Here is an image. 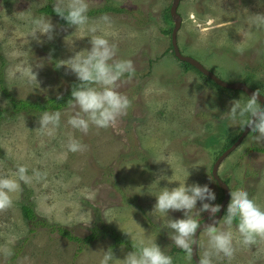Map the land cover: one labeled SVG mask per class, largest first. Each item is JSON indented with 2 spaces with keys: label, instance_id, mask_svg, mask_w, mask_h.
<instances>
[{
  "label": "rangeland",
  "instance_id": "1",
  "mask_svg": "<svg viewBox=\"0 0 264 264\" xmlns=\"http://www.w3.org/2000/svg\"><path fill=\"white\" fill-rule=\"evenodd\" d=\"M58 2L0 0V108L9 112L0 122V174H13L18 164L26 166L29 176L33 169L40 172L27 183L20 181L11 204L0 207V264H99L103 250L111 247L114 256L122 258L131 249L129 235L148 234L172 256L173 264H195L191 253L169 239L162 225L167 217L152 211L158 186L176 182L161 179L150 184L157 176H170L172 169L183 178L188 169L186 182L208 183L216 194L212 203L219 204L223 192L211 169L222 149L243 130L238 121L221 113L233 98L246 94L219 87L175 57L169 32L173 20L167 16L172 0H87L88 23L97 26L95 34L116 45V58L132 61V75L117 81V91L131 103L114 127L90 124L86 133L74 129L67 124L72 113L65 106L59 110V125L50 134L39 132L35 128L40 111L12 114L11 99L42 102L65 95L76 78L64 66L57 68L55 60L89 47L92 35L86 26H62L55 16L39 11ZM22 10L50 17L54 38L42 37L40 43L28 38L27 16L15 15ZM178 12L183 22L177 41L183 55L226 82H244L264 95V21L253 17L264 14V0H182ZM23 65L33 66L38 83L20 77L18 68ZM69 137L85 147L68 151ZM260 149L264 142L247 134L217 172L229 188L246 189L264 207ZM169 154V165L160 161ZM26 203L39 218L73 235L83 238L95 223H102L127 244L100 236L79 245L48 227H34L23 218ZM168 215L175 218L182 212L169 210ZM206 217L202 212L198 219ZM231 230L232 256L217 254L213 264H264V238L245 246L234 227ZM199 241L200 256L207 241L203 232Z\"/></svg>",
  "mask_w": 264,
  "mask_h": 264
},
{
  "label": "clouds",
  "instance_id": "2",
  "mask_svg": "<svg viewBox=\"0 0 264 264\" xmlns=\"http://www.w3.org/2000/svg\"><path fill=\"white\" fill-rule=\"evenodd\" d=\"M52 8L69 26H75V30L86 26L87 31L92 33L88 37L89 47L73 49L72 55L66 59L55 60L57 68L64 66L66 71L70 70L76 78V82L71 86L70 98L66 102L65 110L72 113L67 117V124L85 133L90 124L98 128L114 127L117 118L127 111L131 103L126 94L117 91V81L125 74L129 77L132 75L134 72L132 61L127 58H116V45L110 43L105 35L95 34L97 26L88 23L87 0H67L66 3L60 0L54 3ZM15 15L27 16L28 38L37 43L41 42L42 37L47 40L54 38L55 26L50 17L33 15L24 10ZM253 17L264 21V14H253ZM67 37H65L66 41ZM18 72L27 83H38L37 73L33 71L32 65H23L18 68ZM59 98L58 93L57 99ZM221 115L238 121L242 128L247 127L250 139L258 143L264 142V104L258 100V91L243 98L240 96L233 98L228 110ZM60 118L59 110L46 108L39 112L37 116L39 126L35 129L50 134L59 125ZM66 146L68 151L73 152L85 147L73 137L68 138ZM170 159L169 154L160 161H166L168 164ZM189 175L187 169L181 178L172 169L170 176H157L150 185L161 179L166 180L168 184L176 183L172 187L167 184L163 187L158 186L159 190L154 195L151 194L155 197L152 211L167 217L162 221L163 228L168 229L167 234L172 243L186 254L191 253L194 246L200 245L195 235L198 228H200L199 232L207 236L206 247L203 248L196 264H213L212 257L217 254L230 258L234 252L231 230L233 227L235 233H238L240 243L245 246L254 244L259 238H264V207L250 197L246 189L228 187V202L224 206L223 215L217 218L216 213L220 211L221 205L212 203L216 199L215 192L208 183L201 184L196 181L187 183ZM32 176L39 177L40 172L33 169ZM32 176L27 174L26 166L23 164L16 165L11 175L0 174V207L9 206L11 194L18 190L19 182L27 183ZM135 188L142 189V187ZM197 201L200 202L198 208ZM169 210L181 211L182 215L173 218L168 215ZM202 212L208 213L211 222L200 223L198 217ZM221 223L224 228L219 227ZM129 236L131 249L122 258L115 257L112 248L109 247L103 250L99 264H173L172 256L162 249L156 238L154 239L150 234L139 238Z\"/></svg>",
  "mask_w": 264,
  "mask_h": 264
},
{
  "label": "trees",
  "instance_id": "3",
  "mask_svg": "<svg viewBox=\"0 0 264 264\" xmlns=\"http://www.w3.org/2000/svg\"><path fill=\"white\" fill-rule=\"evenodd\" d=\"M39 11L41 12V14H44V15L55 16L58 19V22H59L60 25L68 26L67 22L62 17H60L57 13H55L53 11V8H52L51 5H49V4L45 5ZM167 16H168V19L172 20L171 15H170V8H169V10L167 12ZM173 28H174V23H173ZM173 28L171 30H169V32L172 33ZM171 49H172V44H171ZM184 65L187 66L188 68L190 67V68L195 69L194 67H192L188 63L184 62ZM201 75H203V74H201ZM74 83L75 82H72L71 85H73ZM70 90H71V88H70ZM70 90L65 95L60 96L59 99H57V97H54V98H51V99H49L47 101H42V102L16 100V99L12 98L11 99V104H12V108L13 109H12L11 112H12V114H14V113H17V112H20V111H26V112H32V111H36V110L43 111L46 108H48L49 110H60L61 108L66 106V102L70 98ZM7 114H9L8 111H5V110L0 108V122L4 118H6ZM240 135H241V133L239 135H237L234 139H232L230 141V143H228L224 147V149H222V151L220 152L219 155H221L225 150H227L229 147H231L236 142L237 138ZM260 151L264 153V149H260ZM222 198H223V196H222ZM22 214H23L24 220L27 223L32 224L34 227H38V226L39 227H48L51 231L58 232L59 235H61L62 237L68 239L69 241L77 243L79 245H82V244L85 245V243H91V242L97 240L98 237H100V236H102V237H106V236L110 237L114 241V243H116L117 245H125V244H127V241L121 235H119L114 229H112V228H110V227H108V226H106V225H104L102 223H95L92 226V228L90 229L89 234L86 235L85 237L81 238L79 236L73 235L68 229H66L64 227L58 226V225L53 224V223H48L46 219L39 218L36 215V213H35V211L33 209V206L30 203H26V204L22 205ZM234 223H235V221H234Z\"/></svg>",
  "mask_w": 264,
  "mask_h": 264
},
{
  "label": "water",
  "instance_id": "4",
  "mask_svg": "<svg viewBox=\"0 0 264 264\" xmlns=\"http://www.w3.org/2000/svg\"><path fill=\"white\" fill-rule=\"evenodd\" d=\"M182 0H172V4L170 6V15L171 18L173 20L174 23V28L172 31V36H171V44H172V48H173V53L175 55V57L177 59H179L180 61H183L185 63L190 64L192 67H194L196 70H198L200 73H202L204 76H206L207 78H209L210 80H212L216 85H218L221 88L224 89H230V90H235V91H242L244 94L246 95H250L252 92H256L257 90L253 89L252 87H249L246 83L244 82H226L222 79H220L219 77H217L212 71L208 70L207 68H205L199 61H197L196 59L187 56V55H183L182 52L180 51L179 45H178V41H177V33L179 31V29L181 28V23H182V16L180 15V13L178 12V7L179 4ZM258 100L264 104V95H262L260 92H258ZM248 129L247 127H245L244 131L242 132V134L239 136V138L236 140V142L229 147L227 150H225L217 159H216V163H214L213 168H212V176L215 179V181L218 184V187L222 190L223 192V199L220 202L221 205V209L218 213H216V217L219 218L223 215L224 213V206L227 204L229 196H228V192H229V186L228 184L222 180L219 175H218V166L219 164L242 142V140L246 137V135L248 134ZM211 222L209 217H206L201 223L207 224ZM200 228L197 229V233L196 238L199 239V235L201 232ZM191 257L192 260L194 261V263L196 264V261L199 257L198 255V247L193 248L192 252H191Z\"/></svg>",
  "mask_w": 264,
  "mask_h": 264
},
{
  "label": "flooded vegetation",
  "instance_id": "5",
  "mask_svg": "<svg viewBox=\"0 0 264 264\" xmlns=\"http://www.w3.org/2000/svg\"><path fill=\"white\" fill-rule=\"evenodd\" d=\"M182 22H183V18H182ZM181 26H182V23H181ZM180 30V29H179ZM172 34V33H171ZM179 60V59H178ZM183 62V61H182ZM202 74V73H201ZM206 77V76H205ZM209 79V78H208ZM210 80V79H209ZM212 81V80H211ZM224 89V88H223ZM245 128H243L242 132L244 131ZM241 132V134H242ZM239 138V137H238ZM237 138V139H238ZM243 141V140H242ZM211 174H212V169H211ZM219 177L221 178V176L219 175ZM227 183V182H226ZM218 185V184H217ZM223 199V198H222ZM191 255V254H190ZM192 258V257H191Z\"/></svg>",
  "mask_w": 264,
  "mask_h": 264
}]
</instances>
